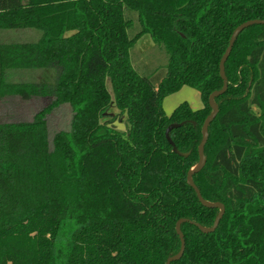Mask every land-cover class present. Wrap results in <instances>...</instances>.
Instances as JSON below:
<instances>
[{
	"label": "trees",
	"instance_id": "16d2710c",
	"mask_svg": "<svg viewBox=\"0 0 264 264\" xmlns=\"http://www.w3.org/2000/svg\"><path fill=\"white\" fill-rule=\"evenodd\" d=\"M259 18L264 0H0V30L41 31L0 40V102L51 95L30 118L0 119V264H166L182 217L186 248L171 264H264V23L232 47L207 162L193 174L226 208L210 232L196 222L211 227L221 208L188 180L209 95L224 85L220 60L234 29ZM145 33L168 56L150 73L132 60ZM48 68L52 85L26 77ZM184 85L204 105L168 115L163 98ZM63 104L70 124L53 131L49 115ZM112 107L127 128L103 120ZM173 121H186L170 131L186 155L167 139Z\"/></svg>",
	"mask_w": 264,
	"mask_h": 264
},
{
	"label": "rangeland",
	"instance_id": "374dc122",
	"mask_svg": "<svg viewBox=\"0 0 264 264\" xmlns=\"http://www.w3.org/2000/svg\"><path fill=\"white\" fill-rule=\"evenodd\" d=\"M40 30L36 28H10L0 30V40H28L37 39L40 36ZM132 60L136 67L141 71L150 73L158 67L166 64L168 56L162 44L157 43L148 33L143 34L132 49ZM135 60V61H134ZM12 72V71H11ZM20 76L17 72L15 77ZM57 76V70L48 68L47 70H30L26 77L37 80L45 85H52ZM51 100V95L36 96L30 100H22L19 97H12L0 102V119L13 120L18 118H30L39 108L47 105ZM187 101L195 108L202 107L205 102L201 96L200 90L192 85H184L181 88L167 94L163 100V108L170 115L172 111L182 102ZM256 112H260L258 106L253 105ZM72 108L68 104H63L53 110L49 115L51 129L54 131L59 128H66L70 123ZM103 120H108L116 127L127 128L126 114L121 113L118 108L112 107L105 113Z\"/></svg>",
	"mask_w": 264,
	"mask_h": 264
},
{
	"label": "water",
	"instance_id": "95a60500",
	"mask_svg": "<svg viewBox=\"0 0 264 264\" xmlns=\"http://www.w3.org/2000/svg\"><path fill=\"white\" fill-rule=\"evenodd\" d=\"M259 23H264V19L263 18H259V19H249V20H245L243 22H241V24H239L235 29H234V32L230 38V41H229V44L227 45V49L225 50L221 60H220V73H221V76L223 78V87L220 88V89H216L214 91H212L209 95V98H208V101L210 102L211 106H212V111L207 115V117L204 119V123H203V126H202V141L199 145V149H198V152H199V156H200V159L198 161V163L192 167L191 170H189L188 172V180H189V183L191 184V186L194 187L195 191H197L198 193V196H199V199L201 200V202L207 206H217L219 208H221L220 212L217 214L213 224L211 225V227H205L203 226L202 224H200L199 222H196L199 227H201L204 231L206 232H210L211 230H214L218 227V224L221 220V218L223 217L224 213H225V205L223 202L221 201H208L202 191L200 190V188L198 187L197 183L195 182L194 178H193V174L195 171L197 170H200L201 168H203L207 162V155H205V146H206V143L208 142L209 140V126H210V123L213 121L212 119L215 118V116L218 114L219 112V109H220V106H219V103L216 102L215 98L223 93H225V91L227 90L228 88V77H227V74H226V66H225V62L228 58V56L230 55L231 51H232V47L238 37V35L241 33V31L247 27V26H250V25H253V24H259ZM196 122V121H194ZM186 123V121H182V122H177V121H173V123H171L167 130H166V136H167V139L170 140V142L172 143L173 145V148L176 152L180 153V154H183V155H186L187 152H183L181 151L177 145H176V142L173 138H171L170 136V131L173 129V127L175 126H179V125H182ZM188 218L186 217H182L180 218L177 223H176V227H177V231L180 235V240H181V247L180 249L173 255L169 256L166 260V264H171L172 261H175L176 259L182 257V255L184 254V251H185V248H186V245H185V234H184V231L181 227V224L182 222L184 221H187Z\"/></svg>",
	"mask_w": 264,
	"mask_h": 264
}]
</instances>
